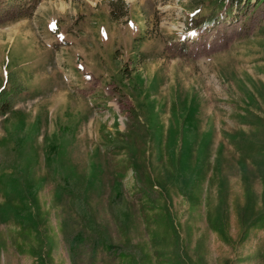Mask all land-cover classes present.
<instances>
[{
  "label": "rangeland",
  "instance_id": "obj_1",
  "mask_svg": "<svg viewBox=\"0 0 264 264\" xmlns=\"http://www.w3.org/2000/svg\"><path fill=\"white\" fill-rule=\"evenodd\" d=\"M125 1H0V264H264V0Z\"/></svg>",
  "mask_w": 264,
  "mask_h": 264
},
{
  "label": "trees",
  "instance_id": "obj_2",
  "mask_svg": "<svg viewBox=\"0 0 264 264\" xmlns=\"http://www.w3.org/2000/svg\"><path fill=\"white\" fill-rule=\"evenodd\" d=\"M2 2H4L5 0H0ZM108 2V4L110 5L111 11H110V15L113 18H119L121 16L126 15L129 11V5L125 0H106ZM240 0H214V4L218 3H224V8L222 9L223 12L228 13L232 10L233 5H235V3L239 2ZM249 1V0H246ZM147 3H149L147 1ZM216 5V7H217ZM143 13L145 15H149L150 11L148 10H143ZM212 13V12H211ZM222 12L219 13H212V14H208L206 16H199V17H193L190 16L189 17V21L190 23H195L193 26L187 25L186 26V32L188 31H192L194 29H198L199 26L203 25L207 26V25H212L213 23L216 22L217 17L219 14H221ZM137 31L134 30V39L137 40L140 37V28L136 27ZM26 87L19 84V83H15V82H11L9 83L7 86H2L0 88V113L4 114L6 113L12 106L13 101L20 96L21 94L26 92ZM264 145V144H263ZM258 155L261 157V160H264V146L262 147V149L258 152ZM263 178H264V172H262Z\"/></svg>",
  "mask_w": 264,
  "mask_h": 264
}]
</instances>
